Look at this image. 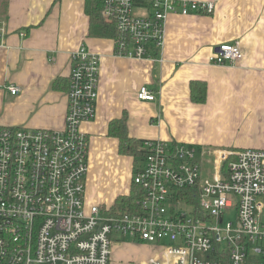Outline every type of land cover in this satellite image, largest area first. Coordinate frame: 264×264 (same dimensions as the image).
I'll use <instances>...</instances> for the list:
<instances>
[{
  "label": "built area",
  "instance_id": "1",
  "mask_svg": "<svg viewBox=\"0 0 264 264\" xmlns=\"http://www.w3.org/2000/svg\"><path fill=\"white\" fill-rule=\"evenodd\" d=\"M219 1L103 0L113 55L147 59L162 50L170 14L210 15ZM5 34L0 22V48ZM241 57L238 42L221 44L211 64L231 67ZM100 58L84 45L71 54L61 131L0 127V264H109L113 234L158 247L147 264H264V150L217 151L204 177L191 146L144 141L132 177L136 210L86 207L89 140L80 126L95 117ZM136 98L154 102L156 94L143 86ZM178 190L194 191L196 209L175 205Z\"/></svg>",
  "mask_w": 264,
  "mask_h": 264
},
{
  "label": "crops",
  "instance_id": "2",
  "mask_svg": "<svg viewBox=\"0 0 264 264\" xmlns=\"http://www.w3.org/2000/svg\"><path fill=\"white\" fill-rule=\"evenodd\" d=\"M0 21V127L61 131L71 54L84 45L101 56L95 117L80 126L89 140L86 207L107 210L130 192L132 158L119 155L109 136L123 116L134 140L194 148L203 176L217 151L264 149V0H220L210 15L170 14L162 50L139 61L115 57L112 38L88 36L84 0H0ZM235 41L238 64L212 65L213 50ZM191 82L206 85L203 104L191 101ZM143 86L154 102L137 100ZM9 87L19 93L11 96ZM110 239L109 264L129 263L131 255L147 264L161 252L118 234Z\"/></svg>",
  "mask_w": 264,
  "mask_h": 264
},
{
  "label": "trees",
  "instance_id": "3",
  "mask_svg": "<svg viewBox=\"0 0 264 264\" xmlns=\"http://www.w3.org/2000/svg\"><path fill=\"white\" fill-rule=\"evenodd\" d=\"M85 1V14L89 19L88 36L93 38H112L115 36V30L112 24L103 20L101 15L103 0H84ZM68 83V81H67ZM190 99L195 104H203L206 99V85L202 82L190 83ZM126 118L122 117L121 120L114 122L110 126L109 136L114 137L118 141V153L119 155L127 156L133 159V161L139 162L142 159V153L139 152V147L144 141L134 140L128 136L126 128ZM138 166V167H139ZM133 169L134 172L138 169ZM224 173V171H223ZM132 175V177H133ZM137 193V196H133ZM178 194H182L183 197L178 198L176 201H185L187 203V197L190 202L196 207L197 201L194 191L178 190ZM141 193L139 188L131 182L130 192L127 196H119L115 199L113 205L110 206L108 212L104 209H100L102 214L118 215L124 212H133L136 210V203L140 199ZM107 212V213H106Z\"/></svg>",
  "mask_w": 264,
  "mask_h": 264
},
{
  "label": "rangeland",
  "instance_id": "4",
  "mask_svg": "<svg viewBox=\"0 0 264 264\" xmlns=\"http://www.w3.org/2000/svg\"><path fill=\"white\" fill-rule=\"evenodd\" d=\"M134 13L135 14H140L141 15V12L139 11H135L134 10ZM0 22H2V23H4L3 21H0ZM113 38V37H112ZM112 42V41H111ZM129 60H131V59H129ZM12 128H14V127H12ZM20 128V127H19ZM27 129V128H26ZM171 143H174V144H178V143H176V142H171ZM246 150V149H245ZM256 150H264V149H256ZM241 151V150H240ZM196 155H197V157L199 156L198 155V153L196 152ZM132 164H131V170H132V173H133V169H135V168H137L138 166H139V162H137V161H133V159H132V162H131ZM214 172V168L211 166V165H207V167H206V174H205V176L204 177H206L207 175H209L208 177H211L210 175L212 174ZM133 196H137L138 197V195H137V193L135 192V194L133 195ZM180 197H183L182 196V194H180L179 195V197L178 198H180ZM185 197H187V200H188V202L189 203H187V202H185V201H176L175 202V205L176 206H178L179 208L181 207V210H188V206H186L185 204H188V205H191V206H193L194 207V205L190 202V199L188 198L189 196H186L185 195ZM260 200V203L263 205V215H262V220H263V222H264V199H259ZM185 203V204H184ZM137 204V203H136ZM194 209H196V207H194ZM226 220H233V214H232V216L231 217H226ZM156 251V250H155ZM155 253V252H154ZM138 255H140L141 257H143L144 255H145V253L144 252H139V254ZM151 255V252H149V254H147V256H150ZM137 256H135V255H131V257L130 258H132V259H134V260H132V259H129V263L130 262H132V263H134V264H138L140 261H141V259L140 258H136ZM136 262V263H135ZM129 263H124V264H129Z\"/></svg>",
  "mask_w": 264,
  "mask_h": 264
}]
</instances>
